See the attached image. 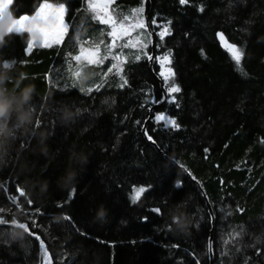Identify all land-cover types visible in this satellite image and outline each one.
<instances>
[{
  "label": "trees",
  "instance_id": "trees-1",
  "mask_svg": "<svg viewBox=\"0 0 264 264\" xmlns=\"http://www.w3.org/2000/svg\"><path fill=\"white\" fill-rule=\"evenodd\" d=\"M41 2L14 0L12 17L33 15ZM49 2L66 3V22L75 24L61 45L28 53L29 33L6 35L0 45V71L8 72L10 87L21 73V88L35 85L33 128L49 133L46 156L36 135L17 130L14 149L0 166V208L6 209L0 217L8 222L0 230L11 231L13 219L27 223L44 240L52 264H264V0H150L147 14L145 0H115L126 16L143 7L148 46L144 52L139 45L114 48L124 53L120 61L82 66L88 79L71 87L57 76L70 41L91 40L102 26L89 22L82 0ZM159 25L170 31L163 40ZM130 31L135 43L141 30ZM228 44L242 48L239 68L246 75ZM80 46L76 41L73 54ZM169 53L181 88L172 94L174 103L164 100L157 63ZM65 105L79 110L67 126L61 123ZM161 114L179 127L157 122ZM66 170L79 173L71 189L58 183ZM140 187L146 191L133 202ZM178 204L192 220L188 235L168 227L169 209ZM101 206L108 209L103 225L94 219ZM155 207L161 215L150 211ZM233 230L241 235L233 238ZM0 264L46 262L39 242L25 233L0 239Z\"/></svg>",
  "mask_w": 264,
  "mask_h": 264
},
{
  "label": "snow or ice",
  "instance_id": "snow-or-ice-1",
  "mask_svg": "<svg viewBox=\"0 0 264 264\" xmlns=\"http://www.w3.org/2000/svg\"><path fill=\"white\" fill-rule=\"evenodd\" d=\"M180 4H187L189 0H179ZM14 3V0H0V23L3 24V27H0V40H4L6 35L9 34H24L30 33L31 39L27 41L26 51L31 53L35 46H39L41 48H51L53 45H61L64 42L65 37L69 33L70 27H75V24H70L66 22V17L69 13V7L64 2L51 3L49 0H42L36 6L34 15L31 17L33 21L39 20L42 23H33L27 24L26 21L30 19L29 15L24 14L19 18L13 19L11 14V7ZM82 3L85 5L83 8V12L90 13L88 17L89 22L95 21L96 24L102 26L95 29V37L91 40L85 38L81 40L80 37H75L73 41H70L72 44V50L68 52L65 67L61 70V72L57 73V76L63 74L66 81H70V83H66V87L76 86L82 82L84 78L82 76V71L80 70L82 66L87 65H102L106 60L111 59L112 61H120L121 57L124 55L123 51L120 52L119 55L113 53L114 48L118 49H135L139 45V51L144 52L146 47L148 46L149 40L148 36L150 33H147L145 30L147 25L143 18L144 9L143 7H136L134 9H130L128 11V15H124V10L119 8L118 5L115 4V0H82ZM203 9L201 8V11ZM128 16L132 17V21L129 22ZM10 22V23H9ZM155 20L152 21V24H155ZM158 27H162L163 31L159 32L160 40H163L166 35L170 34L169 28L163 25H159ZM130 29H140V32H137V40L133 43L130 39L131 36ZM141 33L144 34V39H140ZM106 37L111 38V42L106 40ZM220 40L224 41L225 37L221 33ZM76 41H80L82 46L78 48V54H73V52L77 51L76 49ZM119 41H123L119 43ZM228 51L231 53V59L235 62V65L238 67V70L243 73V69L239 68L241 64V60L243 57V50L241 47L236 46L235 44L227 45ZM134 60H139L140 55L135 54L133 56ZM147 59L151 60L152 57L148 56ZM159 63L165 71H161L159 75L163 78L166 83L167 95L170 97L169 102H175V96L172 94L180 93L181 88L175 83V73L170 67L171 64V54H167L162 56L159 59ZM118 63H113L111 65L112 68H117ZM5 69L9 68L10 65L5 63L3 65ZM104 83L103 79L101 80V84L97 85V90ZM127 81L122 79V83L120 87H124ZM81 92L89 93L92 91L91 88H80ZM151 103H155L156 101H150ZM163 102V100H161ZM79 111V110H78ZM155 120L157 122L164 121L165 126H171L174 128H178L176 121L174 119H170L165 115H156ZM149 140H152L151 136L147 137ZM154 142V141H153ZM179 186V185H177ZM146 189L143 187L136 188L133 191L132 200L135 202L139 199L140 194L145 192ZM75 190L73 189L72 194H74ZM19 195L21 197L25 196V192L22 188L19 189ZM13 203H16V197H10ZM31 204V201H28ZM6 209L0 208V213L5 212ZM38 211V209H37ZM153 213L157 215H161V209L159 207H155L150 209ZM34 215V214H33ZM145 220L147 218H144ZM8 222L0 217V226L7 225ZM11 225L13 226L11 231H3L0 230V239L4 237L15 238L19 232L16 231L22 230L23 233H27L30 236H33L35 240L39 242V248L41 249L42 260L46 262V264H52V258L48 253L44 240L40 238L39 235H36L32 230L28 227L27 223L19 222L15 219L11 221ZM233 238L241 235L240 232H236L235 230L231 233ZM226 245L229 243L228 240L224 242ZM212 245L211 241L208 242V252L211 254Z\"/></svg>",
  "mask_w": 264,
  "mask_h": 264
},
{
  "label": "clouds",
  "instance_id": "clouds-1",
  "mask_svg": "<svg viewBox=\"0 0 264 264\" xmlns=\"http://www.w3.org/2000/svg\"><path fill=\"white\" fill-rule=\"evenodd\" d=\"M4 40H0L2 45ZM24 74L17 78L16 84L9 86L10 76L7 71H0V166L7 162V158L14 149L16 134L18 129H22L25 135L34 134L38 137V145L40 151L44 155H48L46 141L49 133L45 131L36 132L33 128L34 112L31 107L33 95L35 92V85L27 84L22 88ZM88 79V77H84ZM78 109L65 105L61 113V123L65 126L75 122L78 118ZM82 164L87 163V158L81 160ZM78 172L75 170H66L63 177L58 183L62 187L71 189L75 186ZM108 209L101 206L95 216V222L103 225L107 222ZM168 218L170 223L169 229L175 235H188L192 227V220L187 211L181 206L176 205L169 209ZM22 231L18 233L17 239L24 237Z\"/></svg>",
  "mask_w": 264,
  "mask_h": 264
},
{
  "label": "water",
  "instance_id": "water-1",
  "mask_svg": "<svg viewBox=\"0 0 264 264\" xmlns=\"http://www.w3.org/2000/svg\"><path fill=\"white\" fill-rule=\"evenodd\" d=\"M149 8H150V0H145V14L148 13ZM154 47H155V43H153V45H152V48H153V49H154ZM151 57H152V59L150 60V62H151V65H152V64L155 62V53H154V51H153ZM163 91H164V95H165V99H164V100H167L168 95H167V91L164 90V87H163ZM159 105H160V104L155 105V106L153 107V109H154V108H157ZM208 208H209V211H210L211 217L213 218V216H212V210H211V207H210L209 203H208ZM210 256H211V258H213V257H212V256H213V255H212V251H211Z\"/></svg>",
  "mask_w": 264,
  "mask_h": 264
},
{
  "label": "rangeland",
  "instance_id": "rangeland-1",
  "mask_svg": "<svg viewBox=\"0 0 264 264\" xmlns=\"http://www.w3.org/2000/svg\"><path fill=\"white\" fill-rule=\"evenodd\" d=\"M33 15H34V14H33ZM33 15L29 16L30 19H29L28 21H26L27 24L42 23V22L39 21V20L33 21V20L31 19V17H32ZM13 19H16V18H13ZM9 23H10V22H9ZM0 27H3V24H2V23H0ZM29 35H30V39H31V34L29 33ZM223 44H224V41H223ZM54 45H55V44H54ZM35 47H39V46H35ZM154 53H155V52H154ZM151 55H152V53L150 54V56H151ZM159 59H160V58H159ZM159 59H158L157 63H158V65L160 66V72H161V71H165V69L161 67V65H160V63H159ZM153 64H155V62H154ZM166 83H167V82H166ZM165 91H166V90H165Z\"/></svg>",
  "mask_w": 264,
  "mask_h": 264
}]
</instances>
